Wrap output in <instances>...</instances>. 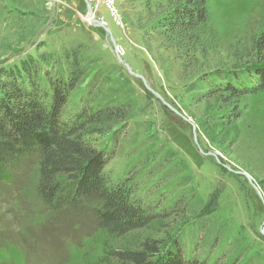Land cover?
Instances as JSON below:
<instances>
[{"label": "rangeland", "instance_id": "374dc122", "mask_svg": "<svg viewBox=\"0 0 264 264\" xmlns=\"http://www.w3.org/2000/svg\"><path fill=\"white\" fill-rule=\"evenodd\" d=\"M86 1L110 35L88 21L85 0H0V72L32 63L47 104L49 81H77L61 109L66 124L121 109L125 121L88 126L84 140L108 155V184L127 185L154 220L110 234L100 203L71 206L67 181L49 207L27 158L0 183V264H116L110 255L146 239L176 241L188 263L264 264V92L232 99L216 78L243 70L249 85L244 69L256 63L264 0H207L217 43L185 59L160 32L172 0Z\"/></svg>", "mask_w": 264, "mask_h": 264}, {"label": "trees", "instance_id": "16d2710c", "mask_svg": "<svg viewBox=\"0 0 264 264\" xmlns=\"http://www.w3.org/2000/svg\"><path fill=\"white\" fill-rule=\"evenodd\" d=\"M172 1L173 10L165 25L160 26L169 48L183 59L189 53H211L218 36L208 24L207 0ZM251 50L256 63L244 69L248 86L242 82L243 70L219 72L216 77L221 91L232 99L264 92V32L252 41ZM21 65L16 72H0V183H11L12 173L18 171L24 159L32 158L39 169L38 194L49 207L67 181L74 190L72 207L80 199L101 204L96 214L102 230L122 236L146 228L153 216L133 204L127 185L108 184L102 172L109 162L108 155L84 140L88 126L112 127L116 121H125L126 114L119 108L83 112L66 124L60 118L61 109L77 81H49L52 101L47 104L35 82L36 69L29 61ZM110 256L116 264H203L186 262L176 241L164 244L146 239L136 250Z\"/></svg>", "mask_w": 264, "mask_h": 264}, {"label": "water", "instance_id": "95a60500", "mask_svg": "<svg viewBox=\"0 0 264 264\" xmlns=\"http://www.w3.org/2000/svg\"><path fill=\"white\" fill-rule=\"evenodd\" d=\"M85 2H86V6H87V18H88V21L90 22V23H92V25H95V26H97V27H100V28H102L108 35H110L109 33V30H108V28L107 27H105L104 25H102L101 23H99V22H97V21H94V19H93V13H92V10H91V8H90V5L88 4V2L85 0ZM111 42L112 43H114V40L113 39H111ZM116 53V52H115ZM117 59H118V62L121 64V65H123L126 69H127V71L129 72L130 71V69L128 68V66H127V64H125L119 57H118V55H117ZM130 73V72H129ZM144 84H146V82L144 81ZM146 89L149 91L150 89H149V87L146 85Z\"/></svg>", "mask_w": 264, "mask_h": 264}, {"label": "built area", "instance_id": "2783aa9c", "mask_svg": "<svg viewBox=\"0 0 264 264\" xmlns=\"http://www.w3.org/2000/svg\"><path fill=\"white\" fill-rule=\"evenodd\" d=\"M97 1V0H96Z\"/></svg>", "mask_w": 264, "mask_h": 264}]
</instances>
